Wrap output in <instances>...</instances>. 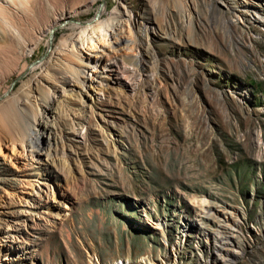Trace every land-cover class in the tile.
I'll return each mask as SVG.
<instances>
[{"label":"rangeland","instance_id":"rangeland-1","mask_svg":"<svg viewBox=\"0 0 264 264\" xmlns=\"http://www.w3.org/2000/svg\"><path fill=\"white\" fill-rule=\"evenodd\" d=\"M42 1L37 17L11 3L32 35L0 53V104L35 80L62 85L43 63H63L61 41L120 4L61 18L50 41L39 34L87 0ZM126 3L153 25L142 76L67 86L48 118L56 151L40 158L17 151L0 118V264H264V0ZM78 45L80 58L102 54Z\"/></svg>","mask_w":264,"mask_h":264},{"label":"bare ground","instance_id":"bare-ground-1","mask_svg":"<svg viewBox=\"0 0 264 264\" xmlns=\"http://www.w3.org/2000/svg\"><path fill=\"white\" fill-rule=\"evenodd\" d=\"M72 1L76 0H68V3ZM96 1L97 0H87L85 2H80L77 6L71 7L70 9L61 11L60 17L53 19L48 24L47 29L39 34V39H43V32L48 33L52 31L54 34L61 23V18L73 14H79ZM218 1L228 5V8L232 9L229 0ZM11 3L19 7L30 8V10L34 11L33 13L35 17H37V11L44 12L47 8L42 0H4V3L0 5V53L2 55H8L7 58L10 54L11 57L15 56L18 43L26 40L25 35L29 33L32 35L30 32L31 29L23 31L19 27L17 20L12 15L13 10ZM214 6L215 5L212 6V11H218L219 9H216ZM104 11L105 6L102 9V13ZM142 18L144 21H141ZM150 18L151 17L149 16L146 17L145 11L138 12L131 8L126 3V0H120L119 6L110 12L108 17L101 16L97 24L93 27L90 25L83 26L81 34L77 35L76 38H64L61 41V44L59 45L60 47L58 46L60 48L59 51H66L68 47H71L73 50V52L70 51V53L67 54L63 63L56 64L55 61L53 62L56 52H53L52 54L50 59L52 61L43 63V65L47 64L48 68L46 70H48L49 75L62 85H56L55 83L46 80L48 86L43 87L40 85V81L35 80L34 85H31L30 88L25 90L21 95H10V93H6L0 104V118L7 121L16 130H13L16 135L15 138H12L15 149L19 152L23 150V153L28 152L35 158L37 156L40 158L42 154L50 155L56 151L57 145L55 140H53V135L51 134L52 127L50 126L51 121L48 118L51 113L53 114L54 110L60 106V103L59 106H53L58 98V94H65L70 91L66 88L67 86H76L80 84L87 88L86 82H89L94 88V81L96 82V78L100 77L101 73L119 71L118 69L120 68L130 73L137 71L142 76L144 71L143 61L145 59V54H141L137 51V48L140 45L144 46L146 42L149 43L148 40L153 34V25L150 24ZM10 34L11 36L13 35L12 41L9 40ZM38 43V41L35 42L34 46ZM78 44H83V46L88 44V49L93 52L98 51L97 49L101 48L102 50L100 51L102 54L96 53L94 56L88 54L85 57L80 58L74 52V50H80ZM32 49H34V47H32L31 50ZM121 50L124 51L119 55ZM127 51L132 52V55H129ZM127 57H131V60L134 57V62L131 64L126 62L125 58ZM152 57L155 60L156 53H154ZM120 63L123 64L120 65ZM31 68H33V66L30 67V70ZM109 78L110 74H108L106 79ZM36 82L37 85H35ZM122 84L126 85V87L132 91L137 87V83L132 80L122 81ZM96 89L98 91L102 90L97 87ZM38 102L39 105L37 104L35 110L34 106ZM237 243L239 244L238 241ZM218 251H220L222 256H225V254H223L225 250H223L221 246L218 247ZM230 255L232 254L230 253L229 256ZM232 259H235V254L234 256L232 255ZM113 264L129 263L116 261Z\"/></svg>","mask_w":264,"mask_h":264},{"label":"water","instance_id":"water-1","mask_svg":"<svg viewBox=\"0 0 264 264\" xmlns=\"http://www.w3.org/2000/svg\"><path fill=\"white\" fill-rule=\"evenodd\" d=\"M103 4H104V2L101 3L100 7H102ZM98 14H99V13L97 12L96 17H98ZM51 38H52V31L50 32V36H49L50 41H51ZM17 78H18V77H17ZM17 78H16V79H17ZM16 79H15V80H16Z\"/></svg>","mask_w":264,"mask_h":264}]
</instances>
